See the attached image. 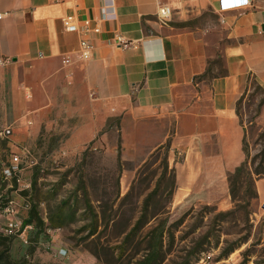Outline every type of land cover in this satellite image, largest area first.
Wrapping results in <instances>:
<instances>
[{"label": "crops", "instance_id": "obj_1", "mask_svg": "<svg viewBox=\"0 0 264 264\" xmlns=\"http://www.w3.org/2000/svg\"><path fill=\"white\" fill-rule=\"evenodd\" d=\"M158 1L172 10L165 23ZM219 1L0 0L3 110L25 126L67 128L75 149L98 141L114 149L118 136L125 151L167 144L174 196L227 209V176L246 158L237 104L251 83L264 93V0L224 11ZM66 16L76 32L64 28ZM84 38L87 60L77 56ZM218 56L222 73L207 75ZM254 190L264 204V175Z\"/></svg>", "mask_w": 264, "mask_h": 264}, {"label": "rangeland", "instance_id": "obj_2", "mask_svg": "<svg viewBox=\"0 0 264 264\" xmlns=\"http://www.w3.org/2000/svg\"><path fill=\"white\" fill-rule=\"evenodd\" d=\"M206 19L216 23L212 14ZM207 73H222L219 56ZM6 89L2 81L0 264H264L257 175L252 182L243 174L232 185L227 209L178 200L169 147L151 150L153 143H143L141 151H125L118 136L114 149L99 141L75 149L67 128L54 134L47 122L25 126L9 117ZM237 113L245 126V160L252 171L264 172V93L258 85L250 84ZM23 147L35 164L9 175L12 156ZM9 205L12 213L5 211ZM10 220L20 223L11 233L5 231Z\"/></svg>", "mask_w": 264, "mask_h": 264}, {"label": "built area", "instance_id": "obj_3", "mask_svg": "<svg viewBox=\"0 0 264 264\" xmlns=\"http://www.w3.org/2000/svg\"><path fill=\"white\" fill-rule=\"evenodd\" d=\"M250 4V0H220L219 1V11H224V10H229V9H235V8H241L248 6ZM171 7L169 4L162 3L160 1L157 2V10H156V17L158 20L161 22L165 23L167 22L170 17H171ZM1 17V14H0ZM102 19H106V15H102ZM63 25L64 28L68 32H76L77 31V26L75 24V21L72 16H66L63 18ZM83 31L88 32L90 31L88 28H85ZM93 33H98L99 28L94 27L91 30ZM117 46L124 45L125 42L121 38V36H118L115 38L114 42ZM93 49V45L90 40L88 39H81L78 44V51H77V56L81 60H87L89 59L91 52ZM4 134L9 135L10 134V129L7 128L3 130ZM12 164L10 165L9 168L6 169V172L10 174L17 175L19 174L24 168H29L32 165L35 164V160L30 154L29 150L26 147H23L20 152L13 154L12 156ZM19 181V179H18ZM24 187H28L27 184H23ZM6 212H13V209L11 206H7L5 208ZM20 226V223L16 220H10L5 224V231L11 233L14 230H17Z\"/></svg>", "mask_w": 264, "mask_h": 264}, {"label": "trees", "instance_id": "obj_4", "mask_svg": "<svg viewBox=\"0 0 264 264\" xmlns=\"http://www.w3.org/2000/svg\"><path fill=\"white\" fill-rule=\"evenodd\" d=\"M168 145H165L164 146H161L159 148H167ZM167 163V161H166ZM243 174L247 175L248 177H250V179L252 180L253 182V179H252V174H255L257 175V177H259L260 175H264V172H257V171H252L248 165V162L245 160L243 161L238 167H236L233 172L229 173L228 176H227V180H228V184H229V191H230V194H231V197L233 198V193H232V185H236L238 184L239 180H240V177L243 176ZM259 175V176H258ZM254 195H255V190H254ZM255 197V196H254ZM160 233H161V230H160ZM158 232V236L160 234ZM149 259V258H148ZM141 264V262H139Z\"/></svg>", "mask_w": 264, "mask_h": 264}]
</instances>
